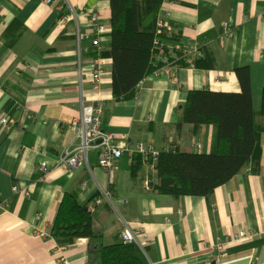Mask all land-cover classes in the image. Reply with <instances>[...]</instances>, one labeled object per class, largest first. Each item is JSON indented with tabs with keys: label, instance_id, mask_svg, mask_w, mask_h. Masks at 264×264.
<instances>
[{
	"label": "crops",
	"instance_id": "crops-1",
	"mask_svg": "<svg viewBox=\"0 0 264 264\" xmlns=\"http://www.w3.org/2000/svg\"><path fill=\"white\" fill-rule=\"evenodd\" d=\"M92 13L108 32L99 47L92 45L95 36L79 40V33L93 32ZM111 19L109 0H0V120L14 121L0 123V264H101L100 249L121 243L127 225L149 242V264H264V132L260 172L244 169L209 198L146 188V177L156 173L144 165L133 175L127 155L113 179L99 167L98 151L80 169L59 165L64 150L79 144L70 122L81 118L83 104L97 101L105 105L103 129L116 136L161 151L173 145L182 153H217L218 127L195 133L184 125L179 132L177 109L191 91L241 93L242 68L249 70L256 122L264 129V0H164L157 30L161 22L170 25L162 42L175 48L177 84L161 68L124 102L113 98L112 59L100 56L111 42ZM96 60L105 69L99 94L91 83ZM101 189L117 206L104 202L92 214L96 237L60 247L51 230L64 195L87 207ZM242 231L249 239L236 240Z\"/></svg>",
	"mask_w": 264,
	"mask_h": 264
},
{
	"label": "trees",
	"instance_id": "trees-1",
	"mask_svg": "<svg viewBox=\"0 0 264 264\" xmlns=\"http://www.w3.org/2000/svg\"><path fill=\"white\" fill-rule=\"evenodd\" d=\"M111 3V42L100 54L113 61L112 88L116 102L133 100L143 80L160 69L154 41L157 21L164 0H109ZM179 55V54H178ZM176 56V55H175ZM175 57H170L173 61ZM204 66L205 63L203 64ZM200 60L197 67L203 66ZM208 66V65H207ZM242 92L217 93L191 91L179 106L180 121L176 129L192 125L198 133L203 127L219 129V147L215 154L182 153L178 149L162 151L156 162L157 177L151 187L162 196H212L244 169L254 174L261 170V135L256 122L249 70H237ZM264 118V91L262 110ZM149 164L141 156L133 160V175ZM51 237L60 247L77 239L96 237L92 214L69 193L64 195ZM101 264H149L145 253L135 244L118 243L100 249Z\"/></svg>",
	"mask_w": 264,
	"mask_h": 264
},
{
	"label": "built area",
	"instance_id": "built-area-1",
	"mask_svg": "<svg viewBox=\"0 0 264 264\" xmlns=\"http://www.w3.org/2000/svg\"><path fill=\"white\" fill-rule=\"evenodd\" d=\"M50 0H48L49 2ZM70 18H66L63 23H68ZM89 20L91 23L92 34L91 33H79V40L86 39L92 36H95L92 45L94 47H99L101 44V38L105 36L108 32L104 25L100 23L99 17L97 14H91L89 16ZM170 28V25L167 22H161L159 24V29L157 31V35L154 41V48L156 51L163 52L165 47L162 42L163 32ZM226 34L230 36V32L228 27L225 25ZM104 62L103 60H96L93 68V81L96 84L95 89H97V83L100 81L101 76L104 73ZM102 108L96 107L93 105L85 106L83 104V112L80 119H76L71 125V128L74 130L76 134V139L79 141V144L74 147L72 150L69 148L65 149L61 154L59 159L60 166H66L69 169H79L84 166H88V154L91 151H98V162L99 166L104 169L113 179L114 173L117 170V162L123 155H128L132 158L134 155H139L143 158V160L149 161V168L153 173H156L155 167L157 158L160 156L161 152L157 150L152 145L149 144L143 145H135L129 137L127 136H116L115 134H102L100 132V123L102 119ZM104 114V113H103ZM101 116V117H100ZM0 123L4 127H10L14 124L12 118H2ZM101 144L98 143L99 140ZM197 143L194 144V147ZM196 148V147H195ZM169 152L170 150H165ZM153 165L155 167H153ZM46 163H42L40 165V169L43 172H46ZM150 182L146 181L147 188L150 187ZM17 189H15L16 191ZM101 195L105 197L107 200L112 202V205L115 206L111 199V194L108 190L101 189ZM122 204H126V201H122ZM101 205V200L96 199L93 200L87 206L88 211L94 213L96 207ZM121 239L126 244H135L138 246L143 252H145L146 246L149 244L148 241L141 242L138 239V236L132 231L130 225H127L122 233ZM236 240H246L249 239V236L244 232H240L236 237ZM218 251L221 252L220 255L223 254L225 249V243L218 245Z\"/></svg>",
	"mask_w": 264,
	"mask_h": 264
},
{
	"label": "bare ground",
	"instance_id": "bare-ground-1",
	"mask_svg": "<svg viewBox=\"0 0 264 264\" xmlns=\"http://www.w3.org/2000/svg\"><path fill=\"white\" fill-rule=\"evenodd\" d=\"M93 14H97V13H93ZM98 15V17H99V20H100V23H101V18H100V15L99 14H97ZM102 24V23H101ZM67 25V23H61V27H65ZM103 25V24H102ZM175 56V48L174 47H170V46H166L165 47V49H164V51L163 52H159V51H156V59L159 61V62H161V67H160V69L161 68H165V69H167V72H168V74L170 75V77H171V80L173 81V83H175V84H177V78L176 77H174V71H173V66H172V64H174L172 61H170L169 60V58L170 57H174ZM191 64H192V62H191ZM93 68H94V66H93ZM94 72V71H93ZM93 72H92V78H91V83H92V89H93V91L95 92V94H99L100 93V89H101V85H102V76H101V79H100V81L97 83V89H95V83H94V81H93ZM190 93V92H189ZM94 106L96 107V109L97 108H99V107H101L102 108V114H101V116L103 115V113H104V108H105V105H104V103L102 102V101H97L95 104H94ZM100 116V117H101ZM76 119H73L71 122H70V124H72L74 121H75ZM71 126V125H70ZM100 132L102 133V134H112V133H110V132H107V131H105L104 129H103V126H102V119H101V123H100ZM130 139V138H129ZM131 140V139H130ZM101 139L98 141V143L99 144H101ZM132 141V140H131ZM133 142V141H132ZM134 143V142H133ZM139 144H143V145H146L147 143H145V142H136L135 143V145L137 146V145H139ZM150 146H151V144H149ZM153 146V145H152ZM154 147V146H153ZM195 147H196V150L197 151H201L202 150V145L201 144H199V143H197L196 145H195ZM194 147V148H195ZM74 147H71V148H69L70 150H72ZM168 149L170 150V151H173V152H176L177 151V148H175L173 145H170L169 147H168ZM158 150V149H157ZM160 152H162L161 150H159ZM165 151V150H164ZM92 152V151H91ZM90 153V152H89ZM199 154H202V153H199ZM88 156H89V154H88ZM123 156H125V155H123ZM122 156V157H123ZM128 156V155H127ZM136 156H139V155H134V157L132 158V161H131V157L129 156V158H130V161L131 162H133V160H134V158L136 157ZM121 157V158H122ZM160 157V156H159ZM159 157L157 158V162H158V159H159ZM120 158V159H121ZM120 159L118 160V162L120 161ZM118 162H117V164H118ZM88 163V162H87ZM146 164V163H145ZM157 164V163H156ZM98 165H99V162H98ZM149 164H146V166H148ZM87 166V165H86ZM85 167V166H84ZM100 167V166H99ZM153 167H155L154 165H153ZM101 168V167H100ZM80 169V168H79ZM117 169H118V167H117ZM69 170H73V169H69ZM104 170V169H103ZM105 171V170H104ZM117 171V170H116ZM116 171H115V173H116ZM151 171V170H150ZM155 171H156V176H151L150 174L146 177V179H145V181H148V182H150L151 184H150V187H151V185L156 181V177H157V168L155 167ZM106 172V171H105ZM152 172V171H151ZM115 173H114V175H115ZM153 173V172H152ZM108 174V173H107ZM109 175V174H108ZM110 177V176H109ZM113 178H114V176H113ZM146 186V185H145ZM149 187V188H150ZM146 188H147V186H146ZM148 188V189H149ZM109 193H110V191H109ZM111 194V193H110ZM96 199H100L101 200V205L102 204H104V202H108L109 204H111L112 205V202L111 201H109V200H107L105 197H103L102 195H101V193L97 196V197H95L93 200L95 201ZM111 199H112V195H111ZM92 200V201H93ZM91 201V202H92ZM91 202H89V203H91ZM122 201H120V202H118V203H120V204H122L121 203ZM127 202V201H126ZM114 203V202H113ZM116 204V206H117V203H115ZM127 204V203H126ZM89 205V204H88ZM87 205V206H88ZM101 205H99V206H101ZM99 206H97L96 207V209L99 207ZM116 206H115V208H116ZM87 210H88V208H87ZM96 211V210H95ZM89 212V211H88ZM89 213H91V212H89ZM91 214H93V213H91ZM131 229H132V227H130ZM133 231V230H132ZM122 233H123V231L121 232V234H120V240H121V242H123L122 241V239H121V236H122ZM124 243V242H123ZM145 252H146V248H145ZM144 252V253H145Z\"/></svg>",
	"mask_w": 264,
	"mask_h": 264
}]
</instances>
